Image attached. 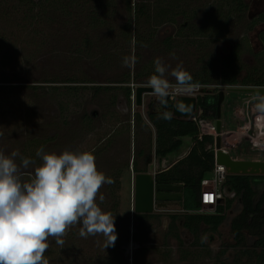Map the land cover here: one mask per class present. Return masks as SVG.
Returning <instances> with one entry per match:
<instances>
[{
	"label": "rangeland",
	"instance_id": "374dc122",
	"mask_svg": "<svg viewBox=\"0 0 264 264\" xmlns=\"http://www.w3.org/2000/svg\"><path fill=\"white\" fill-rule=\"evenodd\" d=\"M159 1L161 2L150 5L152 11H159L162 6H166L161 3L167 0ZM215 1L187 0L183 5V8L189 12L187 17L182 15L174 17L176 20V22L173 21L174 23L169 21L149 28L148 24H145V28L143 29L145 35H147V32L151 28L150 31L154 35L153 41L145 44L140 50H137L133 46V42L130 48L125 49V56H134L136 58V62L132 63L129 67L122 66L123 56H120L118 59L114 55L111 58H106L109 59L108 61H101L100 59L103 56H98L100 53L106 52L105 50L113 49L116 43L123 42L120 27L128 21L129 14L120 3V0L114 1L115 5L113 8L115 10L112 16L113 19H108L106 22H103L100 29L92 31L88 29H85L86 31L83 30L88 39L91 40L88 45L91 49L89 55L95 56L94 59L89 56L77 57L68 52L72 49L68 45V41L79 36L76 35L78 32L76 30L78 29L66 26L62 20L43 22L41 27L44 29L45 34L42 36V40L45 42L40 43L38 47L34 46L31 48L34 56L30 59L24 50L22 52L24 53L22 55L23 62L21 63L24 68L20 72L16 70H12V72L6 71L9 76H13V81L7 84L0 82V149L4 151L5 155L10 154L13 150H19L22 156L27 155L25 157H31L33 155L32 157L37 161V164L40 163V160L35 156V153L42 145L45 151L56 152L58 154L65 149L91 151L96 158L98 170L104 172L107 176V174L111 173V170L126 164L127 160L131 158L133 151L128 141L132 132L129 133V130L125 128V126L128 127L131 124V126L134 125L135 131V151L137 148H143L148 152L150 139L152 138L154 140V130L149 125L146 111H143L142 108L140 109L144 119L143 121L147 123V126L141 127V122L133 123L132 117L131 123L127 122L128 114L126 115L121 111L124 104L121 100V96L123 95L122 91L106 89L101 90V93L96 95L94 94L93 87L96 85L114 84L112 81L121 79L122 73L127 69L133 73L136 70L143 71L144 74L141 77V81H148L149 77L155 74L153 62L157 57L161 58L165 64L171 67H175L177 63L182 62L185 70L191 73L198 68V57L206 56L210 53L224 55L230 51V47L238 39H242L244 41L243 44L248 42V50L241 51L240 53L242 62L249 65L255 63L257 59L256 54L264 46L257 35L260 29H264V22L247 30L240 29V26L236 28L229 26L225 39L205 47H197L195 44L188 45V41H185V38L182 39L183 41L177 38L179 31L177 30V32L176 28L179 24L185 23L188 27L184 31L190 33V29H195L201 24L206 10L216 6ZM246 2H248L246 16H253L258 10L264 8V0H246ZM8 4H14V1L9 0ZM5 8L8 9L9 7ZM4 13H6L5 10ZM76 16L77 22L80 24L86 23L84 19L85 12L83 10L78 11ZM18 17L20 15L16 13L6 14L3 17L0 16V27H3V30L5 29L6 32L16 31L12 27L18 22ZM168 35L176 37L180 41V47L175 44V48H166L163 45L156 44ZM11 36L13 37L12 34ZM39 37H41V33ZM7 42L12 45H18V41L14 40V38H9ZM12 57V62H20V55L17 54L16 49L13 51ZM2 73L3 71L0 69V78ZM57 75L83 78L86 82L78 84L80 85L79 87L86 88L79 89L76 93L69 92V89L66 88L69 86L64 85L59 89H44L43 87L47 88L56 84L43 80L47 77L52 78ZM19 77L23 81L31 80L34 82H17L16 80H19ZM168 79L173 84L175 83L172 77L169 76ZM34 83L44 86H39L41 87L39 89L27 86L28 84ZM140 84H145V82H141ZM224 89L226 95L221 106V128L223 130H233L245 122L242 119L244 100L253 96L254 93L230 90L228 87ZM145 96L147 97L148 94H145ZM117 101H119V107H116ZM257 101L254 100L252 105H256L259 102ZM86 112H90V114L94 113L93 115L95 116L89 125L86 124L83 118V113ZM118 122H121V124ZM114 128L116 130L120 129L121 133L114 132L111 135L112 142L110 143L108 140H103ZM45 141L47 142L45 143ZM191 144V138L185 136L182 138V145L165 157L167 161L160 162L151 153L152 162L159 168L163 167V165L166 166L171 162V158L177 156L175 159H178L180 156H183L189 150L188 148H190ZM235 150L239 156L244 157L243 159L264 161V149H259L252 153L246 152L245 154L238 153L240 150L239 147H236ZM230 155L234 158L233 154ZM17 163H20L19 158H17ZM33 167L30 166L26 170L25 178H27V173L32 172ZM131 176V172L125 168L120 172V185L114 186L113 190L107 188L106 184L103 185L97 197V203L104 211H110L112 204L114 202L118 203L117 210L113 213L117 234L115 245L105 249V241L102 236H89L86 239L79 236L73 241V244L69 243L68 237L72 229L71 227L64 236L65 241L63 247L58 248L59 245L56 244L54 239L49 238L50 247L45 253L49 264L55 261L58 264H89L90 262L108 264L102 258L95 261L97 257L107 258L108 253H113V255L111 254L113 259H116L118 256L123 258L125 264H127L126 259L128 264H162V261L164 263V260L161 261L160 258L158 259V255L154 251H146L143 253L134 251L132 254L128 248L130 242H126V240L129 230L125 231L123 224L127 227H131L132 224L133 184ZM110 192L114 195L111 196ZM225 194L227 197H234V193L227 189H225ZM99 195L104 196L103 203H100ZM178 207L176 204L175 208L177 209ZM239 209L238 199L233 198L232 206L226 212L227 217L225 222L219 227L217 232L214 234L208 233L204 236L207 238L206 242H203L205 243L204 247L192 245L193 237L185 230L182 231V236L187 244L186 248L191 251V254L186 255L187 260L180 258L175 239L169 238L168 242L170 246L163 247V252L169 250V247H172V252L168 255L167 264H221V261L227 262V264H235L237 248L232 246L234 240L228 225L230 218ZM158 222H154L150 236L147 235L149 242L154 243L157 240L163 241L169 219L166 215H163L160 218L159 224ZM144 231V228L140 230L141 236L145 233ZM137 243L134 242L133 244L137 245ZM122 247H127L128 251L122 253L120 251ZM132 247L134 246L132 245ZM224 249H226V253L222 255L221 251ZM218 254L222 260L220 258L216 259V255Z\"/></svg>",
	"mask_w": 264,
	"mask_h": 264
},
{
	"label": "trees",
	"instance_id": "16d2710c",
	"mask_svg": "<svg viewBox=\"0 0 264 264\" xmlns=\"http://www.w3.org/2000/svg\"><path fill=\"white\" fill-rule=\"evenodd\" d=\"M14 4H8L9 0H0V16L16 13L20 15L18 22L14 24L12 29L16 31L6 32L3 27L0 30V69L3 71L0 82L7 84L13 81V76H9L7 72L16 70L21 71L24 66L22 55L24 50L29 59L33 57L32 47L40 45L45 41L42 36L45 34L41 27L43 22L62 20L66 26H71L79 36L68 41V45L72 47L68 52L77 57L90 56L91 50L88 46L91 42L83 30H96L102 27V23L108 19H113L115 0H11ZM187 0H167L161 4L159 11H152L150 5H155L159 0H120V3L128 12V21L120 27L123 42L116 43L113 49L105 50L98 56H103L101 61H108L114 56L118 59L125 56V49L133 46L140 50L145 44L153 41V33L150 30L145 35V24L148 28L158 26L161 23L174 21L177 15L187 17L189 12L183 8L184 2ZM215 7L206 10L202 17L201 24L190 29L187 33L184 30L188 27L180 26L178 39L188 41V45L195 44L197 47L210 46L212 43L226 38L227 31L230 27L236 28L240 26L244 29H251L254 24L264 19L258 18L248 20L246 17V0H216ZM5 7H9L8 9ZM4 10L6 13H4ZM85 12L84 19L86 23L80 24L76 21L78 11ZM6 21V20H5ZM111 26V25H109ZM108 26V27H109ZM85 30V31H86ZM81 31V32H80ZM41 33V37H39ZM13 35V37L10 35ZM96 34V33H95ZM94 34V35H95ZM9 38L18 41V45H12L7 42ZM176 37L169 36L164 41L157 42L166 48H175V44L180 47V41ZM193 38V39H191ZM259 38L264 45V30L259 32ZM238 39L232 45V50L224 55L210 53L198 57V68L190 74L194 83L216 84L226 86H264V46L257 54L255 63L249 65L243 63L240 57L241 51L248 50V42ZM123 44L124 47H123ZM12 45V46H11ZM123 47V48H122ZM17 50L20 55L18 63L12 62V53ZM37 49V48H36ZM124 54V55H122ZM97 56V57H98ZM33 60V59H32ZM30 60V61H32ZM7 71V72H6ZM18 74V73H16ZM144 72L136 70L133 75L128 69L122 73L119 82H128L131 77L138 80L143 76ZM17 76V75H16ZM17 82H34L23 81L18 78ZM48 83L56 84L49 87H43L47 90L62 88L61 86H69V92L76 93L79 89L78 83L86 82L83 78L76 76L57 75L52 78L43 80ZM36 82V81H35ZM116 82V81H115ZM138 82V81H137ZM143 82V81H141ZM32 88L39 89L44 85L28 84ZM99 88V87H98ZM126 96L129 97L130 87H126ZM217 95L207 94L199 97L198 108L202 110V116L206 118H216ZM142 120V118H140ZM149 121L155 132V154L160 159L166 157L169 153L177 150L182 145V138L189 136L192 144L188 153L176 160L167 170L160 172L157 178L160 182L175 183L183 186V197L180 201V213L172 216L170 224V232H176L180 221V228L188 231L194 238L193 244L203 246L202 238L206 233L216 232L221 224L226 220V212L232 206L233 198H237L240 209L229 220L230 232L233 235L237 248L235 256V264H264V174H246V173H227L223 187L234 193V197H225L217 205L216 210L212 213L198 212L200 207L201 180L208 177L214 168V153L212 149L213 137L204 135L198 138V127L192 119H182L172 117L165 120L160 117L149 115ZM47 141H45L46 143ZM27 156V155H25ZM33 155H31V158ZM29 157V156H28ZM113 196L114 194L110 192ZM118 203L114 202L110 212H116ZM137 218H145L146 223L152 214H136ZM118 217V215H117ZM123 224V223H122ZM149 224L147 223V226ZM80 225L72 226L69 235V243L73 244L79 237ZM123 229L128 227L123 224ZM174 236L183 244L181 233H174ZM62 239L65 241L64 237ZM55 241V240H54ZM61 247L60 245L58 248ZM185 252V251H184ZM223 254L225 250L222 251ZM189 254V252H186ZM185 256V255H184ZM103 259L108 264H125L121 257H97ZM109 258V259H108ZM52 264H58L56 261ZM89 264H96L90 262ZM227 264V262H222Z\"/></svg>",
	"mask_w": 264,
	"mask_h": 264
},
{
	"label": "clouds",
	"instance_id": "9594fccd",
	"mask_svg": "<svg viewBox=\"0 0 264 264\" xmlns=\"http://www.w3.org/2000/svg\"><path fill=\"white\" fill-rule=\"evenodd\" d=\"M135 62L134 56L122 58L124 67ZM153 63L155 74L149 77L147 87L164 106L161 118L170 120L173 114L166 110L168 98L190 95L197 85L182 62L171 67L157 57ZM258 101L256 110L264 114V95H259ZM176 108L187 110L181 100ZM35 156L39 164L19 150L5 155L0 149V264H49L45 257L49 238L63 247L62 237L75 225H80L82 238L102 236L105 249L114 246L115 217L97 203L100 189L113 180L98 170L94 154L69 149L58 154L45 151L42 145ZM30 166L33 170L25 178ZM99 201L103 203V195H99ZM206 239L203 237L202 242Z\"/></svg>",
	"mask_w": 264,
	"mask_h": 264
},
{
	"label": "flooded vegetation",
	"instance_id": "af4514ba",
	"mask_svg": "<svg viewBox=\"0 0 264 264\" xmlns=\"http://www.w3.org/2000/svg\"><path fill=\"white\" fill-rule=\"evenodd\" d=\"M247 7H246V10H247ZM246 15H247V13H246ZM178 16H181V15H177L176 17H178ZM260 16L264 17V8L261 9V10H258L253 16H246V17H247L248 20H252V19L258 18ZM174 22H176V20H174ZM174 22L171 21V23H174ZM262 22H264V19H262L261 21L257 22L256 24H254L252 28H254L256 25H258L259 23H262ZM181 25L182 26H186L185 23L184 24H179V26H177V28H176V31L177 30L179 31V27ZM244 30H247V29H244ZM261 30H264V29H260L258 31V34H257L258 35V39H260L259 38V32ZM169 36H172V35H168L167 37H169ZM167 37L163 38L160 41H164ZM160 41H159V43H160ZM261 42H262V40H261ZM231 50H232V47H230V51ZM229 52H227V53H229ZM133 74L134 73L131 72V75H133ZM112 82H114V84L96 85L95 87H93L94 94L98 95L99 93H101V90H106V89H117V90H121L122 91V94H123L121 96V100L124 102L123 108H122L121 111L124 114H126V115L128 114V121L127 122H130L131 123V117H132L133 118V120H132L133 123L134 122H141V127H145V125L147 126V123H145L143 121L144 119H143V116H142V112L140 110L141 108L143 109V111H146L147 120H148L149 123H150V121H149V115H153V116H156V117H160L161 116L160 113L164 109V106H162V105L159 104V102L157 101V98L154 95H152V93H145V94H148L147 97L145 96V94L143 95V104H142L141 107H139V106L136 105V103H135V89H136V87L138 85H140L141 78L138 79V80H135V79H133V77H131V79L128 82H124V83L123 82H119V81H116V82L115 81H112ZM143 82H145V84H147V81H143ZM194 84H197V83H194ZM199 84H201V83H199ZM202 85H205V86H203L198 92H194L193 93V95H195L198 98V100H199V97H204L207 94H212V95H217L218 96V91L219 90L224 89L225 87H229V86H222V85H216V84H202ZM127 86L130 87L129 97H127L126 96V93H125ZM202 89H205L207 92H202L201 91ZM208 90H211V92H208ZM176 97L177 96H175V98ZM173 101L174 100H171L170 97H169L166 110L168 112H170V113H172L171 106H172V102ZM118 103H119V101H117L116 107H119ZM112 104H113V102H112ZM196 110L197 111L198 110H201V109L198 108V101H197V108H196ZM83 114H84V117H83L84 118V121L86 122L87 125H89L94 120V118H95V116L93 115L94 113L93 114L92 113L90 114V112H86V113H83ZM129 116H130V118H129ZM172 117L178 118V117H176L174 115H172ZM140 118H142V120H140ZM118 123L121 124V122H118ZM149 125L151 126V128H153V126L151 125V123ZM131 127H132V129H131ZM125 128H127L129 130V133L132 132L130 134V139H129L128 142L132 146V151L133 152H132L131 158H129L127 160L126 164H124L122 166L116 167L115 169H113V170L110 171L111 173L107 174V176H109V177L112 178L113 183L112 184H106V187L113 190L114 189V186L120 185V181H119L120 172H122L126 168V170H128L129 172H131V175H132L131 176L132 177L131 181H132V184H133V200H134V180H135V175L137 173L149 172L151 170L153 172V174L155 175V182H157V183H164V182H160L158 180L157 175L160 172H162L164 170H167L175 161L168 163L166 166L163 165V167H161V168L156 167V164L154 162H152V158L150 156L151 153H153V155L160 162L162 161L163 158L160 159L159 156H157L155 154V132H154V135H153L154 140L152 138L150 139V146H149L148 152L146 151V149H143V148H137L136 151H135V148H134V138H135V135H134L135 134L134 125L131 126V124H129L128 127L125 126ZM114 132L121 133L120 132V129H117L116 130V128H114V129H112L111 132H109L107 134V136H105L103 138V140H108L109 143L112 142L111 135ZM164 184H175V183H164ZM225 197H226V194H225L224 198ZM229 198H231V197H229ZM165 204H166V206H165L166 208L155 206L154 210L152 212H150V213H136V212H134L133 204H132V216L130 215L131 218H132V224L129 222L131 224V227L130 226L128 227L129 232L127 233V240H126V242L127 241L130 242V246L128 247L131 250L130 253L133 254L134 251L141 252V253L146 252V251H152V252L154 251L158 255V259L160 258L161 261L164 260V263L162 261V264H167V262H168V255H170V253L172 252V247H169V250H167L165 252H163L164 251L163 247L170 246L169 245V242H168L169 241V238H174L175 241H176V245H177V248H178V251H179L180 258L182 260H187V257H186L187 254H186V252H189V254H191V251L188 248H186L187 247L186 240L182 236V231H184L185 229L180 228V221H177V225H179V227L176 230V232H170V228H169L170 227V224H171L172 216L179 214L180 211H181L180 210V201L171 200V201H166ZM176 204L179 206L177 209L175 208ZM136 214H152L153 216H152V218L149 217L147 219L146 223H145V221H144L145 218H142V217L141 218H137ZM163 215H166L167 218L169 219V223L166 226L167 229H166V231L164 233L163 241L161 242V241L157 240L154 243L149 242L147 235L150 236V232L152 231V228H153L152 226L154 225V222L155 221H159L160 222V218ZM159 222H158V224H159ZM147 223L149 224L148 226H147ZM143 228L145 230L144 231L145 233L143 234V236H141L140 235V230L143 229ZM178 232L181 233V236H182L181 238L183 240V244H181L179 242V240L174 236V233H178ZM186 232H188V231H186ZM214 233L215 232H211L210 234H214ZM206 234H208V233H206ZM151 235H153V234H151ZM193 240H194V238H193ZM139 241L141 242V244H140ZM134 242L135 243L138 242L139 244L138 243H137V245L136 244H133ZM234 243H235V240H234L233 244ZM132 245L134 247H132ZM192 245H194L193 242H192ZM194 246H196V245H194ZM204 246H205V243H203V246H200V247H204ZM224 250H225V252H224V254H225L226 253V249H224ZM120 251H122V253H124L125 251H128V249H127V247H122L120 249ZM222 251H221V254L223 255V252ZM111 254L113 255V253H108L107 256L108 257H111L112 256ZM219 258H220V260H222L221 257L219 256V254L216 255V259H219ZM126 263L128 264L127 259H126ZM134 264H136V263H134ZM137 264H139V263H137ZM221 264H222V261H221Z\"/></svg>",
	"mask_w": 264,
	"mask_h": 264
},
{
	"label": "built area",
	"instance_id": "2783aa9c",
	"mask_svg": "<svg viewBox=\"0 0 264 264\" xmlns=\"http://www.w3.org/2000/svg\"><path fill=\"white\" fill-rule=\"evenodd\" d=\"M196 85L197 88L195 92H198L205 86L199 83ZM191 95H193V93ZM259 95L262 94L254 93L253 96L244 100L242 119L245 120V122L243 125L233 130H223L221 128L218 131L216 119L203 117L202 110H196L194 116L191 118L197 124L198 138L204 135H211L214 139L212 144L214 168L210 176L204 177L201 180V205L197 209L198 212H214L217 205L225 196V187H223V183L226 179L227 170L223 164L217 162L216 154L219 150L229 155L233 154V159H243L244 157L237 154L235 150L236 147L240 148L238 151L239 154H245L246 152L252 153L256 150L264 149V114L256 110V105H252L254 100H258ZM170 99L174 100L175 96H170ZM217 137L220 139L219 147L216 146Z\"/></svg>",
	"mask_w": 264,
	"mask_h": 264
},
{
	"label": "water",
	"instance_id": "95a60500",
	"mask_svg": "<svg viewBox=\"0 0 264 264\" xmlns=\"http://www.w3.org/2000/svg\"><path fill=\"white\" fill-rule=\"evenodd\" d=\"M228 89L236 91L252 92L264 95V86H229ZM152 89L147 84H140L135 89V103L141 107L143 104V95L152 93ZM202 92H207L205 89ZM211 92V90H208ZM225 98V90L218 91L216 104V126L218 131L221 129V106ZM169 99V98H168ZM181 100L186 106L185 112H180L176 108V103ZM198 98L195 95H184L176 97L172 102V114L178 118L191 119L197 108ZM220 139L216 138V146L219 147ZM217 162L226 167L227 173H246V174H264V161H255L248 159H233L228 153L219 150L216 154ZM183 186L181 184H164L155 182V175L149 172L137 173L134 180V200L133 209L136 213H150L155 206L166 208V201H181Z\"/></svg>",
	"mask_w": 264,
	"mask_h": 264
},
{
	"label": "crops",
	"instance_id": "0c3cea01",
	"mask_svg": "<svg viewBox=\"0 0 264 264\" xmlns=\"http://www.w3.org/2000/svg\"><path fill=\"white\" fill-rule=\"evenodd\" d=\"M189 149V148H188ZM188 153V151L183 155V156H185L186 154ZM183 156H180L178 159H180L181 157H183ZM177 157V156H176ZM176 157H173V158H171L170 160H171V162H176V160H178V159H175ZM164 161H167V160H165V157L162 159V162H164ZM170 163V162H169Z\"/></svg>",
	"mask_w": 264,
	"mask_h": 264
}]
</instances>
